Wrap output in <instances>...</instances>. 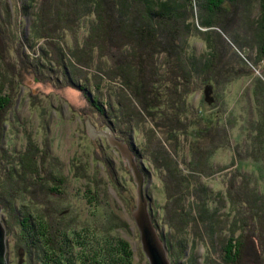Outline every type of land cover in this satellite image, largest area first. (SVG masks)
<instances>
[{"label":"rangeland","instance_id":"1","mask_svg":"<svg viewBox=\"0 0 264 264\" xmlns=\"http://www.w3.org/2000/svg\"><path fill=\"white\" fill-rule=\"evenodd\" d=\"M33 2L41 12L39 39L29 34L37 7L36 11L23 12L26 0H22V4L20 0H0V107L3 101L7 105L6 115L0 119V204L1 201L9 204L6 190L10 192L12 185L17 187L22 197L15 199L13 204L28 206L33 201L39 205L31 210V218H39L50 231L54 230V225L66 224L65 238L71 241L68 247L71 255L79 251L72 246L81 237L78 231L85 234L90 229L97 231V240L101 241L93 219H99L97 210L104 206L112 217L99 223L116 229L123 250L130 251L134 264H148L132 217L137 206V185L127 162L124 166L121 155L109 146L106 136L97 134L91 140L86 133L87 120L94 132H102L105 131L103 124L109 126L112 119L122 118L123 125L120 129L117 127L121 137L109 131L120 142L128 144V151L143 177L142 191L148 198L153 222L157 231L165 236L163 241L169 259L175 264H251V250L256 249L257 242L255 238L251 244L247 240V215L236 205L238 194L233 192L235 203L234 200L229 203L226 195L231 184L229 179L244 172L241 167L248 175L251 168L254 169L251 155L248 159H244L247 155L241 159L240 156L251 151L249 144L255 135L251 127L257 117L254 84L264 76V61L255 63V46L243 47L244 51L237 49L249 70L229 85L221 98L225 100L223 109L230 122L231 148L209 153L206 149L205 153L210 154L208 163L200 166L197 162V170L193 171L190 162L198 159L199 147L206 148L209 142L195 128L192 118L211 117V112L215 113L214 105L211 106L219 101L215 92L206 89L205 97L202 88L190 87L187 88L191 90L190 95L184 97L185 80L179 81L171 73L165 81L170 83L167 90L160 81L164 73L162 67L156 64L150 73L144 66L146 61L134 76L130 72L132 62L126 55L130 49L126 46L128 39L122 36L121 45L110 47L108 52L102 35L92 30L95 23L89 29L92 18L88 17L89 13L85 14L82 2ZM253 3L250 22L257 17V5ZM49 11L53 15L48 21ZM63 17L68 18L66 22L72 35L66 34ZM246 30L251 33L252 29ZM170 32L172 40L169 43L173 48L177 49L180 40L182 43L186 39V47L190 46L197 60L205 54V46L196 41L194 32L188 36L180 29H170ZM168 39L157 43L165 48ZM73 42L81 50L77 62L76 53L69 50ZM227 43L232 45L230 41ZM152 44L146 43V51L162 62L165 53L158 44L151 52ZM83 74L89 79H83ZM105 112L109 119L104 116ZM6 118L8 126L3 124ZM14 168L19 171L18 177L8 181L6 172ZM254 172L256 174L255 169ZM191 179L200 180L197 184L206 186L212 193L211 210L205 209L203 214L212 213L213 236L208 216L197 217V222L188 218L186 224L178 220L180 215L184 221L188 217L179 209L181 201L192 206L196 213L194 203L199 200L192 196L189 199L193 201H189L191 191L188 189V193L185 189ZM258 185L261 189L262 184ZM163 187L168 188V193ZM1 208L3 225L11 231L13 222L3 206ZM13 230L16 233L15 226ZM73 234H76L75 242L71 238ZM6 239L9 264H30L11 232L6 233ZM84 253L87 255L85 250ZM74 264L79 262L74 261Z\"/></svg>","mask_w":264,"mask_h":264},{"label":"trees","instance_id":"2","mask_svg":"<svg viewBox=\"0 0 264 264\" xmlns=\"http://www.w3.org/2000/svg\"><path fill=\"white\" fill-rule=\"evenodd\" d=\"M20 1L22 4V0ZM74 1L85 4V14L89 13L88 17L92 18L89 29L91 30L95 23L92 30L102 35L101 39L103 44H105L104 46L108 48V52L110 47H119L123 37L128 39L129 42L126 46L128 45L130 49L126 55L127 57L129 55V60L132 62L130 72H133L134 76L138 75L137 68L138 70L141 69V65L146 61L144 66H147L150 73L151 69L156 67V64L162 67L161 69L164 70V73L160 81L167 90H169L170 83L165 81L167 80L168 74L171 73L177 80H185L184 87L186 90H184V92L186 95L184 97L190 95L191 90L187 89L190 87L193 89L202 88L205 97L206 89L211 90L212 93L215 92L216 96L219 98L217 103L211 105H214L213 108H215V113L211 112V117L200 115L199 117L197 116L196 119L192 118L195 128H197L200 135L209 142L206 148L199 147L200 155L198 159L194 158V161L192 160L190 162L193 163V171L197 170V162H199L198 164L200 166L208 163L210 154L205 153L206 149H208L209 153L220 149L231 148L228 129V123L230 122L227 121L225 108L223 109L225 100H221V98L223 99L224 96L223 91L225 90L224 92H226L229 85L243 75H246L249 70L244 60L240 59L237 49L243 50V47L249 45L252 47V45H254L256 50L255 63L260 64V62L264 61V0H193V4L192 0ZM254 1L257 5V17L253 18L250 22L251 8L254 5ZM26 2H28V6L25 4L24 8H22L23 12H31L34 9L36 11L38 5H36L33 0H26ZM51 14V12L47 13L48 21ZM55 14L58 16L60 15L57 9H55ZM66 19L68 18L63 17L62 20L64 21H62V25L63 27L67 26L65 28L66 34L70 33L72 35ZM33 20L34 22L30 25L29 34L31 38L39 39L40 35L37 33L39 21L41 20V12L39 9L34 14ZM174 28L178 31L180 29L186 33L187 36L190 35L191 32H194L196 41L199 40L204 44L206 51L199 60L196 59L193 50L190 51V46L188 48L186 47L188 45L186 39L182 43L180 40L177 44V49L171 46L169 41H171L172 38L169 35L171 34L170 29L174 30ZM246 28H251V33H248ZM168 37L169 39L167 42L169 44H167L165 48L164 45L157 43L158 41L163 42ZM228 41H230L232 45H229L227 43ZM146 43L147 45L153 43L150 48L151 52L157 44L159 45L161 52L165 53V58L162 62L160 59L156 61L154 56L148 54L146 51ZM122 45L125 46L124 44ZM69 50L72 54L76 53L75 62H77L78 57H81L79 56L81 50L77 43L73 42V46H69ZM82 55L84 56V50H82ZM5 72L8 74L7 70ZM83 75V79H89L85 74ZM262 77L263 78H258L256 84H254L255 90L253 95L257 117L253 127H251L255 135L250 140V144L248 143L251 146V148L249 146L251 151L242 153L240 156V159L244 158V155H247L244 159H248L250 155L252 156L255 162L253 166L256 170V174H254V169L251 168L252 171L248 175L246 170L241 167L240 170L244 172H242V175L239 177L238 175H234L232 180L229 179L231 184L229 188L227 187L229 190L226 195L229 203L231 201L233 202V200L235 203L233 192L234 194H238L236 197V205L243 209L247 215V240L249 244L252 243L254 238V241L257 242L256 249L251 250L253 253V255H251V264H264V76ZM194 84L195 86H193ZM6 107V102L3 101L0 107L1 120L6 115ZM111 114L114 116L113 113ZM104 116L109 119L107 112H105ZM114 118L118 117L115 115ZM112 121L109 123V126L106 124H103V126L110 128L114 126V131L121 137L122 133L118 132L117 127L120 129L123 122H120L119 119L117 120L118 122L114 119H112ZM8 123L9 120L6 118L3 124L8 126ZM154 165L156 171L159 173L160 169L156 167V163ZM241 171L238 173L240 174ZM18 172L19 171L14 168L7 171L5 177L10 178L7 179L8 181L13 179L16 180ZM194 174L198 175L197 178L199 179V173L196 172ZM198 179L189 180L187 182L188 188H185L188 193H190L188 189L191 191V196L188 195V199L194 196L199 200L194 203V211L196 210V213L193 212L192 206H186L185 201H181L179 202V209L182 214H188V217L184 221L183 215L179 216L178 214V220L186 224L188 218L197 222V217L202 219L208 216V227L211 231V236H213L215 233L211 230L213 226L210 220L212 213L203 214L205 209L211 210V205L214 202L212 200V193L206 186L197 184L199 183L198 181H200ZM258 183L262 184L261 189ZM11 187L12 190L10 192L6 190V200H8V203L11 205L4 203V201H1L0 204L13 222V225L10 227L11 231L6 228V233L11 232L14 236L16 245L21 247L20 250L26 253L30 264H74V261H78L79 264H134L130 251L128 249L123 250L122 240L116 236V229L114 230L112 227L100 224L104 223L102 222L103 220L108 221V219L110 220L112 217L104 206H101V208L97 210L99 219H93L94 225L99 228L98 231L100 233L98 237L101 241L97 240V231H92L90 229V231H87V234H85L84 231H78V236L81 237L77 240L78 242H76V245L72 246H74L73 249L78 248L79 251L71 255L68 252L69 242L71 241L65 238L66 232L64 227L66 224L61 223L60 225H54V230L50 231L48 226L43 224L39 218H37L38 220L31 218V215H33L31 210H34V206L37 208L39 205L36 206L32 203L33 201H29L30 204H28V206H19L17 203H12L15 199L22 196L18 192L17 187L13 185ZM163 188L165 192L168 193V188ZM29 197L31 199L34 198L31 194H29ZM189 201H193V199H189ZM41 202L42 200H40L39 203L41 204ZM100 202L102 201L100 200ZM40 207L42 208V206ZM189 221L191 220L189 219ZM13 226H15L17 234L13 230ZM195 228H197V224ZM158 231L160 238L163 240L165 236L162 235L160 230ZM76 234L71 236L74 242ZM84 250L87 255H85ZM125 254L127 255V259H125ZM245 261L246 259L244 258V262ZM248 261L249 260H247V262ZM172 264L175 263L172 262Z\"/></svg>","mask_w":264,"mask_h":264},{"label":"water","instance_id":"3","mask_svg":"<svg viewBox=\"0 0 264 264\" xmlns=\"http://www.w3.org/2000/svg\"><path fill=\"white\" fill-rule=\"evenodd\" d=\"M85 125L86 133L91 140H93L97 134L100 136L103 135V137L106 136L109 146L118 150L123 159L124 166L125 161L127 162V168L130 169L129 173L133 178V182L137 185V206L132 211V217L139 232L142 252L148 260V264H172L168 257L165 243L160 238L157 227L153 222L148 198L143 194V177L136 169L134 157L122 141L119 142L113 138V135L108 128H105V131L102 132H94V129L89 125L88 120L85 121ZM1 211L2 208L0 206V264H9L6 228L2 222Z\"/></svg>","mask_w":264,"mask_h":264},{"label":"bare ground","instance_id":"4","mask_svg":"<svg viewBox=\"0 0 264 264\" xmlns=\"http://www.w3.org/2000/svg\"><path fill=\"white\" fill-rule=\"evenodd\" d=\"M106 128H108V127H106ZM109 130L111 129L113 132H114V130L112 129V128H108ZM113 138L116 140V141H119V139L115 136V134L113 135ZM120 142V141H119ZM123 144H125L126 146H127V148H128V144L126 143V142H124L123 141ZM135 162V161H134ZM136 163V162H135ZM137 169V171L139 172V169L138 168H136ZM140 173V172H139ZM102 177V176H101ZM144 190V189H143ZM143 192H145V191H143ZM58 196V195H57ZM10 204V203H9ZM11 205V204H10ZM172 263V262H171Z\"/></svg>","mask_w":264,"mask_h":264},{"label":"flooded vegetation","instance_id":"5","mask_svg":"<svg viewBox=\"0 0 264 264\" xmlns=\"http://www.w3.org/2000/svg\"><path fill=\"white\" fill-rule=\"evenodd\" d=\"M118 119H119V121H120V122H122V121H121V119H122V118H121V119H120V118H118ZM111 127H112V126H111ZM104 128H106V127L104 126ZM108 128H110V127H108ZM114 132H115V131H114ZM115 136H116V135H115ZM116 137H117V136H116Z\"/></svg>","mask_w":264,"mask_h":264}]
</instances>
